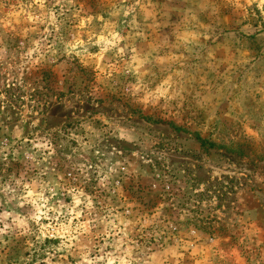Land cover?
I'll list each match as a JSON object with an SVG mask.
<instances>
[{"label":"rangeland","instance_id":"obj_1","mask_svg":"<svg viewBox=\"0 0 264 264\" xmlns=\"http://www.w3.org/2000/svg\"><path fill=\"white\" fill-rule=\"evenodd\" d=\"M0 264H264V0H0Z\"/></svg>","mask_w":264,"mask_h":264},{"label":"trees","instance_id":"obj_2","mask_svg":"<svg viewBox=\"0 0 264 264\" xmlns=\"http://www.w3.org/2000/svg\"><path fill=\"white\" fill-rule=\"evenodd\" d=\"M161 123H164L166 121H159ZM197 141L200 143L201 146H208V147H215L216 144L213 141H208L202 137H200L197 133H195Z\"/></svg>","mask_w":264,"mask_h":264}]
</instances>
